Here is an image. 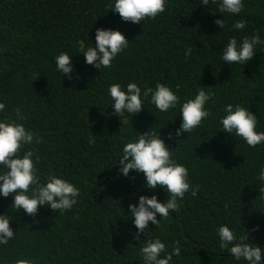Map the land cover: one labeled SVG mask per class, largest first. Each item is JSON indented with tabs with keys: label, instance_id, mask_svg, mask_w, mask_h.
<instances>
[{
	"label": "trees",
	"instance_id": "1",
	"mask_svg": "<svg viewBox=\"0 0 264 264\" xmlns=\"http://www.w3.org/2000/svg\"><path fill=\"white\" fill-rule=\"evenodd\" d=\"M111 5L112 0H0V102L6 104L0 118L15 120L19 109L20 122L39 137L25 149L39 156L41 183L52 173L80 189L70 210L45 206L31 216L10 207L11 196L0 197V214L12 218L14 232L7 245H0V264L18 259L143 264L140 246L156 237L169 252L180 247L172 264H246L220 248L216 230L228 224L240 235L243 227L249 243L264 246V199L256 184L264 144L250 147L219 131V118L225 104H240L249 107L257 130L264 131V0H244L239 15L219 13L211 2L205 8L201 0H166L164 12L136 24L123 21ZM218 19H224L223 29ZM237 20L246 21L245 29H232ZM97 28L118 30L129 41L105 70L86 64L78 53L81 39L95 45ZM257 34L261 42L244 65L221 61L219 53L230 38ZM188 47L192 53L186 57ZM61 52L73 56L74 73L68 76L56 72L54 58ZM129 82L142 88L165 84L181 101L192 98L199 85L208 87L210 116L176 137L179 107L161 113L145 100L141 112L120 121L112 115L107 90ZM150 128L160 129L198 191L195 197L186 193L178 210L158 225L149 222L137 241L129 204L141 195L164 201L167 193L145 189L142 173L120 175L116 163L123 145Z\"/></svg>",
	"mask_w": 264,
	"mask_h": 264
},
{
	"label": "clouds",
	"instance_id": "2",
	"mask_svg": "<svg viewBox=\"0 0 264 264\" xmlns=\"http://www.w3.org/2000/svg\"><path fill=\"white\" fill-rule=\"evenodd\" d=\"M210 2L217 4L219 13L239 15L244 9V0H201V6L207 8ZM165 6L166 0H112L111 10L118 13L123 21L136 24L145 18L154 19L165 11ZM215 23L221 29L224 28V19H218ZM245 27L244 20H237L232 25V29L237 31ZM260 42L259 34L245 36L240 40L233 36L219 53L221 61L242 66L253 57ZM77 43L78 53L83 54L85 63L98 70L111 67L117 55L129 45V41L120 31L104 28L96 29L94 46L83 39ZM191 53L192 47H188L185 56ZM72 57L68 52H61L54 58L59 75L68 76L74 73ZM206 89L209 88L199 85L194 96L184 101H181L169 86L161 83H157L155 88H142L136 82H129L126 86L113 83L108 86L107 91L112 101V115L118 116L120 121L123 118L124 122L145 108V100L161 113L179 107L181 122L175 130V136L180 137L192 132L210 116L206 104L213 94ZM5 110L6 104L0 102V113ZM222 111L224 115L219 118V131L234 138H241L250 147L264 144V131L257 130V116L249 107L228 103L223 106ZM15 115V120L0 118V197L11 196L10 207L30 216L45 206L53 211L70 210L77 203L79 187L52 173H49L43 183L40 182L36 168L39 156L25 149V146L31 145L34 140L39 143V137L20 122L24 120V116L19 109ZM159 130L150 128L143 134L136 132V138L123 145L116 163L120 175L127 177L130 172L142 173L145 189L159 188L167 193L164 201H160L156 195H141L135 204H129V220L137 230V241H140L139 233L148 228L149 222L158 225L170 212L178 210V201H181L186 193L191 191V195L195 197L198 191V186L192 187L190 184L187 167L173 158L174 151L166 146ZM94 137L89 143L94 142ZM172 138L173 134L169 133L168 139ZM256 180L259 197L264 199V167L259 169ZM133 197L135 198V194ZM157 215L161 217L160 220H157ZM11 220L8 214H0V245H7L14 237L10 228ZM216 234L220 248L226 250L234 261L264 264V246L249 243L243 235V227L242 234L238 235L236 229L228 224H221ZM139 251L143 264H172L173 256H178L181 249L176 246L169 252L165 243L156 237L144 240ZM15 264L32 262L28 259H18Z\"/></svg>",
	"mask_w": 264,
	"mask_h": 264
}]
</instances>
